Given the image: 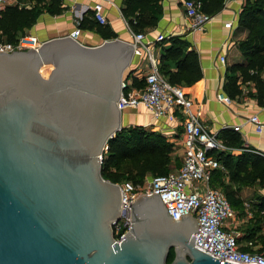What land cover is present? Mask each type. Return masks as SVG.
<instances>
[{
    "label": "water",
    "instance_id": "water-1",
    "mask_svg": "<svg viewBox=\"0 0 264 264\" xmlns=\"http://www.w3.org/2000/svg\"><path fill=\"white\" fill-rule=\"evenodd\" d=\"M132 57L126 41L68 36L0 53V264H167L170 249V264H218L195 247L194 217H170L156 193L131 204L114 239L121 192L100 163Z\"/></svg>",
    "mask_w": 264,
    "mask_h": 264
},
{
    "label": "trees",
    "instance_id": "trees-1",
    "mask_svg": "<svg viewBox=\"0 0 264 264\" xmlns=\"http://www.w3.org/2000/svg\"><path fill=\"white\" fill-rule=\"evenodd\" d=\"M22 2L23 0H17ZM34 2L29 8L6 6L0 12V42H15L24 30L29 29L35 22L41 9L55 15L62 12L61 0H27ZM201 3L200 10L210 16L223 7L224 0H197ZM123 18L133 32H147L156 26L161 15L159 0H124L120 8ZM83 29H95L103 39H112L114 33L106 26L99 25L89 17L79 22ZM238 29L245 31L244 38L237 42V49L243 57V62L234 63L227 68L228 75L223 86L229 97L240 94V85L253 83L258 102L264 98V0H244L237 16ZM168 45L162 48L159 57L158 70L163 77L173 85L187 88L192 84L199 85L202 73L199 59L194 51H187L188 43L180 36H171L161 43ZM49 68L42 70L46 76ZM123 77H125L123 75ZM132 86L141 88L142 80L132 78ZM228 146L238 145L239 137L234 131L224 129L219 133ZM245 149V148H244ZM172 143L156 131L143 126L121 127L113 137L108 139L107 146L102 152L100 174L103 179L112 183L130 181L142 184L146 177L165 175L171 168H177L179 163L172 159ZM225 169L224 172L213 171L211 179L214 187H219L232 208H237L241 200L232 184H253L257 182L264 187V158L251 150L245 149L234 155L224 152H209ZM227 175L230 183L225 184L222 178ZM259 208L264 211V197L260 198ZM236 210V209H235ZM244 240L256 239L264 247V231H261L259 221L254 219L251 226L245 229ZM174 258L170 249L166 263Z\"/></svg>",
    "mask_w": 264,
    "mask_h": 264
},
{
    "label": "crops",
    "instance_id": "crops-1",
    "mask_svg": "<svg viewBox=\"0 0 264 264\" xmlns=\"http://www.w3.org/2000/svg\"><path fill=\"white\" fill-rule=\"evenodd\" d=\"M123 1L61 0L63 8L61 13L51 15L45 9H41L34 24L29 29H25L23 33L35 35L43 42L68 36L75 28V21L89 17V11H91L92 6L95 3H100L107 20V24L102 26H106L109 31L114 33L115 37L112 39L129 42V33L132 30L121 14L120 8ZM181 2L182 0H159L162 9L161 15L158 18L156 26L145 33H149V38H153L159 34L167 38L180 36L188 43L186 50L196 52L202 73L201 83L199 85L192 84L187 88H183V90L192 102L190 112L209 133L215 134L224 144L225 150L219 152L236 155L240 151L248 149L264 158V98H262V103L258 102L253 83L240 85V94L234 97L229 96L232 101L229 105L216 100L217 93L223 92L226 94L223 86L228 75L227 68L234 63L243 62V57L237 49V42L246 35L245 31L237 27V16L243 1L224 0L223 7L211 16V20L196 29L190 28V19L184 15ZM33 3L27 0H23L22 2L7 0L5 7L18 4L19 7L25 6L29 8ZM228 22L231 23V28L224 26ZM104 40L110 39H103L95 29H81V34L77 38L79 43L86 46H96ZM167 45L168 43L165 42L157 43L151 47L158 59L162 48ZM222 55L225 57L224 65L219 61V57ZM141 57L133 55L128 68L124 72V79L132 82L133 77L139 79L147 73L146 55L144 56L145 61H142ZM262 78L264 80V74ZM252 114L257 115L263 124L261 133H257L254 130V126L245 121ZM181 119H183V115L180 112L173 118L168 115L155 118L149 110L139 106L136 109L123 110L120 122L121 127L143 126L166 137L172 143L171 157L172 159H176L180 165L183 154ZM234 126H239V131H234ZM224 129L234 131L239 137L240 146L243 148L237 147V144L231 146L225 144L224 140L219 137V133ZM177 168H173L172 166L171 171ZM215 171L224 172V174L226 172L224 168ZM222 179L225 184L230 183L227 175ZM211 185L214 187L212 181ZM232 188L237 190V197L241 200V204L235 208V211L244 207L246 203L249 204L255 213L254 219L259 221L261 231L263 232L264 214H261L259 202L260 198L264 197V187H260L257 182H254L247 185L234 183L232 184ZM216 189L219 190L220 188L217 187ZM246 189H253L254 195L250 199L244 200L241 194ZM219 191L223 194V191ZM252 218L249 220H252ZM254 219L251 222H254ZM252 240L257 242L256 239Z\"/></svg>",
    "mask_w": 264,
    "mask_h": 264
},
{
    "label": "built area",
    "instance_id": "built-area-1",
    "mask_svg": "<svg viewBox=\"0 0 264 264\" xmlns=\"http://www.w3.org/2000/svg\"><path fill=\"white\" fill-rule=\"evenodd\" d=\"M7 0H0V12L4 9ZM184 15L190 19V28L202 27L211 20V16L200 10L201 3L197 0H182ZM92 17L100 25H106L102 5L95 3L92 8ZM80 20L75 21V28L68 37L77 40L81 34ZM231 28V23H225ZM149 33H129V43L133 46V55L147 58L148 71L142 80L143 86L137 88L127 79L121 81V93L116 101L120 112L125 109H136L142 106L150 111L153 117L169 116L173 118L178 112L183 115L181 126L183 131V154L181 163L176 170L165 175L146 177L142 184H133L130 181L116 183L121 192V215L118 221L112 224L114 239L120 241L130 226V206L140 196L158 194L168 215L175 220L189 214L197 223L194 245L213 258L225 259L240 263L264 264V247H258L252 239L244 240L237 222V211L231 207L224 194L211 185L212 173L223 166L211 155L212 151H224V144L215 134L209 133L195 116L190 112L191 100L179 85L169 83L159 72V59L151 47L167 40L162 34L153 38ZM37 36L24 34L13 43L0 42V53L15 51L36 50L42 45ZM225 57H219L224 65ZM216 100L226 105L231 99L223 92L216 94ZM254 126L257 133H261L263 124L255 114L245 119ZM234 126V131H239ZM264 195V189H263ZM263 215L264 212L261 211ZM253 215L249 216L252 218Z\"/></svg>",
    "mask_w": 264,
    "mask_h": 264
},
{
    "label": "rangeland",
    "instance_id": "rangeland-1",
    "mask_svg": "<svg viewBox=\"0 0 264 264\" xmlns=\"http://www.w3.org/2000/svg\"><path fill=\"white\" fill-rule=\"evenodd\" d=\"M244 2V0H242ZM145 54L143 53L142 57L140 58L142 61H145L144 58ZM50 69V68H49ZM49 69L46 72V76L48 75ZM44 76V77H46ZM125 76V75H124ZM221 190V189H219ZM222 191V190H221ZM253 189H246L244 190V192L241 194L242 198L245 199H250L251 196H253L254 194ZM254 212H253V208L249 205V204H245L244 207L240 208L237 210V216H236V220L238 223H240V226L238 227V230L240 231L241 234H243L245 232V229L249 226H251V221H253L254 219ZM253 215L252 220H249V216ZM248 218V220H247ZM256 245L261 246V244L257 241Z\"/></svg>",
    "mask_w": 264,
    "mask_h": 264
},
{
    "label": "bare ground",
    "instance_id": "bare-ground-1",
    "mask_svg": "<svg viewBox=\"0 0 264 264\" xmlns=\"http://www.w3.org/2000/svg\"><path fill=\"white\" fill-rule=\"evenodd\" d=\"M45 68H50V66L44 67L43 69H45ZM43 69H42V70H43ZM42 70H41V74H42ZM42 75H43V74H42ZM43 76H44V75H43Z\"/></svg>",
    "mask_w": 264,
    "mask_h": 264
}]
</instances>
